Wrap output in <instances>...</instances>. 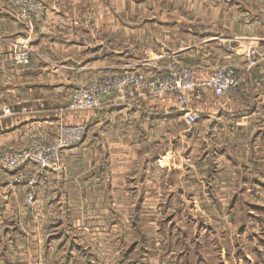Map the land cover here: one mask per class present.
<instances>
[{
  "label": "crops",
  "instance_id": "0c3cea01",
  "mask_svg": "<svg viewBox=\"0 0 264 264\" xmlns=\"http://www.w3.org/2000/svg\"><path fill=\"white\" fill-rule=\"evenodd\" d=\"M40 1L49 13L29 27L0 0V108L14 111L0 121V247L19 243L17 232L54 264H125L132 254L169 263L184 214L264 210V60L245 56L264 40V0ZM16 44L32 50L29 65L14 64ZM173 60L198 80L232 67L239 85L221 98L188 94L185 106L130 89L98 110L62 109L91 82L163 77ZM190 110L200 114L193 126ZM60 124L84 125L83 141L36 186L15 184L33 168L8 172L3 153L52 140Z\"/></svg>",
  "mask_w": 264,
  "mask_h": 264
},
{
  "label": "built area",
  "instance_id": "2783aa9c",
  "mask_svg": "<svg viewBox=\"0 0 264 264\" xmlns=\"http://www.w3.org/2000/svg\"><path fill=\"white\" fill-rule=\"evenodd\" d=\"M18 10L20 20L26 23L31 20V14L26 13V3L30 0H11ZM29 10L39 11L43 14V8L39 4L32 5ZM28 10V11H29ZM245 56L250 64H256L264 60V40H259L251 47ZM31 50L27 44H16L13 51V61L16 66L29 65ZM239 85V74L232 67L220 66L204 80H198L194 71L176 61H171L167 67V73L163 77H149L136 71L124 73H113L103 79L91 82L78 89L73 95L67 111H87L102 108L101 98L104 96L125 95L130 89H138L150 96H176L181 106L187 103L188 94H199L203 90H209L212 94L221 98L231 92ZM14 111L11 107L0 108V121L12 117ZM200 119L196 111L185 113V122L189 126L195 125ZM84 125H58L57 136L54 142L48 143L43 140L34 139L27 147L13 149L3 153L1 163L8 172H19L23 168H33L29 176L20 174L14 179L15 184L29 186L39 184L44 175L61 169V155L66 149L80 144L85 136ZM35 200L34 193L27 195L28 205Z\"/></svg>",
  "mask_w": 264,
  "mask_h": 264
},
{
  "label": "rangeland",
  "instance_id": "374dc122",
  "mask_svg": "<svg viewBox=\"0 0 264 264\" xmlns=\"http://www.w3.org/2000/svg\"><path fill=\"white\" fill-rule=\"evenodd\" d=\"M6 1L20 20V12L14 3L11 0ZM30 2L26 3V13L31 14L32 19L26 21V25L33 27L46 18L49 10L40 0H30ZM35 4L42 6L44 10L42 15L39 11L29 10ZM174 61L181 64L178 60ZM62 103L63 111H67L70 102ZM36 139L52 143L55 137L52 140ZM171 230L173 232V229ZM15 236H20L16 239L19 243L16 242L13 247L9 246V250L5 246L0 247V264H54L53 261L40 258L38 240L30 239L34 237L28 238L26 235L25 241L17 232ZM173 236L171 242L175 255L173 261L167 263L168 261L158 260V263L155 258L156 260H144L143 264H264V210L261 208L250 212L243 210L233 213L210 212L204 219L197 215L184 214L183 218L178 220ZM154 239L156 240V237L152 238ZM157 241L161 244L163 239L159 238ZM152 243L151 245L149 243L147 247L148 255L158 254L153 250L156 241ZM177 254H181L182 259H176L179 257ZM77 264H84V262ZM125 264H136L135 256L132 254Z\"/></svg>",
  "mask_w": 264,
  "mask_h": 264
}]
</instances>
